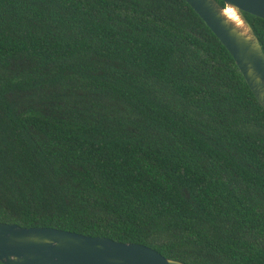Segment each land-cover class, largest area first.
Instances as JSON below:
<instances>
[{
  "label": "trees",
  "instance_id": "obj_1",
  "mask_svg": "<svg viewBox=\"0 0 264 264\" xmlns=\"http://www.w3.org/2000/svg\"><path fill=\"white\" fill-rule=\"evenodd\" d=\"M0 222L264 264V109L185 0H0Z\"/></svg>",
  "mask_w": 264,
  "mask_h": 264
},
{
  "label": "water",
  "instance_id": "obj_2",
  "mask_svg": "<svg viewBox=\"0 0 264 264\" xmlns=\"http://www.w3.org/2000/svg\"><path fill=\"white\" fill-rule=\"evenodd\" d=\"M233 58L264 109V53L244 13L264 19V0H185ZM231 9L235 18L227 15ZM3 264H185L142 244L0 222Z\"/></svg>",
  "mask_w": 264,
  "mask_h": 264
},
{
  "label": "bare ground",
  "instance_id": "obj_3",
  "mask_svg": "<svg viewBox=\"0 0 264 264\" xmlns=\"http://www.w3.org/2000/svg\"><path fill=\"white\" fill-rule=\"evenodd\" d=\"M226 13H227V15H228L229 17H231V18H235V16H234V14H233V12H232L231 9H227V10H226Z\"/></svg>",
  "mask_w": 264,
  "mask_h": 264
}]
</instances>
